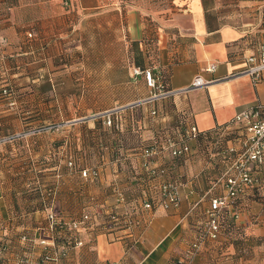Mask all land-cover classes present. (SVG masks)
I'll return each mask as SVG.
<instances>
[{
    "label": "crops",
    "instance_id": "0c3cea01",
    "mask_svg": "<svg viewBox=\"0 0 264 264\" xmlns=\"http://www.w3.org/2000/svg\"><path fill=\"white\" fill-rule=\"evenodd\" d=\"M102 1L0 0V137L18 131L16 124L5 122L16 117L13 87L27 70L50 68L68 45L82 41L83 27L102 26V14L106 30L113 31L114 7L103 9ZM185 2L187 19L175 24L180 35L160 41L162 49L172 48L164 56V91H181L198 76L207 86L159 98L161 90L149 88L143 74L135 76L141 68L132 56H124L123 73L109 67L98 84L102 90L107 83L108 93L118 96L112 110L122 122L118 128L128 127L113 141L98 135L105 145L112 142L105 156L86 158L81 165L75 158L18 162L9 146H0V264H18L22 257L40 263L42 246L23 238L45 236L47 206L68 221L92 216L94 228L80 234L84 246L71 249L63 264H264V165L254 171V185L224 210L218 238L190 252L204 232L211 202L228 197V176L236 175L244 151L245 129L228 124L264 104V76L255 84L242 73L259 50L256 39L264 38V0ZM134 27L140 37V22ZM115 60L110 57L108 63ZM212 65L216 70L209 72ZM124 89L125 96L119 93ZM191 126L223 135L193 139L191 154L174 158L170 139L180 144ZM102 129L99 124L97 132ZM155 146L158 153L148 156ZM155 168L167 174L150 177ZM86 169L97 171V178L84 177ZM165 181L178 187L179 207L146 209L144 203ZM113 213L118 223L105 224Z\"/></svg>",
    "mask_w": 264,
    "mask_h": 264
},
{
    "label": "rangeland",
    "instance_id": "374dc122",
    "mask_svg": "<svg viewBox=\"0 0 264 264\" xmlns=\"http://www.w3.org/2000/svg\"><path fill=\"white\" fill-rule=\"evenodd\" d=\"M185 1L112 0V5L109 0L102 1L103 9L114 7L113 31L109 28L106 30L105 17L102 14L99 16L103 20L102 26L87 27L86 30L83 27L82 41L68 45L61 56L49 62L50 68L27 70L20 77V85L13 87L12 95L16 117L5 122V126L9 127L16 124L18 131L1 136L0 139L7 140L2 147L9 146V152L16 155L18 162L75 158L78 160L77 164L81 165L86 158L105 156L112 142L105 145L98 135L113 141L120 131L127 134L128 127L125 125L118 128V123L121 125L122 122L112 110L116 106L114 102L118 96L108 93L107 83L102 90L99 89L102 74L107 73L112 66L121 68L118 74L123 73L124 66L128 65L124 63L123 57L132 56L136 64L142 60L143 65L148 66L156 77L161 76L155 74L157 70H164L163 76L166 71L163 69L164 56L171 52L172 48L169 44L167 50L162 49L160 41L165 42V35L169 38H177L180 35L181 32L175 24L187 19L184 12L187 9ZM137 22H140L142 28L140 37L134 27ZM256 41L261 49L264 46V38ZM137 44L143 51L142 59L137 53ZM110 57L116 58L115 64L108 63ZM146 83L148 86L147 80ZM119 93L125 96L126 90ZM162 94L159 93L158 97L167 99L172 96ZM99 124L103 126L100 133L97 132ZM152 149H156V146ZM88 171L97 172L90 169ZM85 214L92 218L90 213ZM113 215L117 214L113 213L112 217ZM96 221L99 219L94 223ZM105 221V224L118 223L111 219ZM92 224L89 223L90 226ZM93 228L92 226L84 230ZM84 230H81L80 234ZM76 239L82 241L81 235Z\"/></svg>",
    "mask_w": 264,
    "mask_h": 264
},
{
    "label": "built area",
    "instance_id": "2783aa9c",
    "mask_svg": "<svg viewBox=\"0 0 264 264\" xmlns=\"http://www.w3.org/2000/svg\"><path fill=\"white\" fill-rule=\"evenodd\" d=\"M248 67L243 74L249 75L254 81H262L264 76V46L258 50L257 53L250 56L248 59ZM216 65H212L209 72L215 71ZM143 74L148 82L149 88L152 90L155 88L161 90L162 95H174L183 94L197 88L207 86V82L202 76H198L197 79L187 88L181 91H164V85L161 78L156 77L152 71H142L141 69L135 70V76ZM110 124V122H108ZM228 126H240L245 129L246 138L244 141V151L239 156L237 165L235 167L236 175L229 174L227 181V192L228 197L220 199L216 198L211 202L210 210L207 214L206 226L203 234L192 244L190 252H199L202 245L208 240H216L221 232L222 222L221 216L224 210L229 206L230 202H233L238 198L241 191L247 186H252L256 182L253 175L255 170H258L264 165V104H258L255 107L246 109L241 113L234 116L233 120ZM200 130L196 126H191L183 136L181 137V143L178 144L174 140L169 141L168 148H170V154L174 158H184L189 156L192 152L189 146V141L197 140ZM221 136L223 135L221 130L217 131ZM7 140L0 139V146L6 143ZM158 152L155 149L149 150L146 153L148 156H154ZM73 165L72 162L69 163ZM165 169L155 168L149 170V176L156 178L159 175L166 174ZM98 172H89L87 169L84 170L83 176L86 178H97ZM159 190L154 199H148L144 203L146 209H157L162 208L165 210H171V208L179 207L181 203V195L179 194L178 187L172 182H162L159 185ZM49 214L47 217V233L45 236H40L37 240L29 237L23 238L31 242H37L43 248V253L40 256L39 264H63L64 261L69 257L70 250L72 248H78L83 246L82 241H78L76 236L79 235L81 230L88 227L91 218L88 214H85L80 220H69L66 221L58 215L55 210H52L50 206ZM112 220L119 221L117 215H113ZM63 235L67 239L66 244H58L56 237ZM8 250L7 245L2 246V251ZM1 259V256H0ZM18 264H33L28 258H18ZM178 264H186L179 262Z\"/></svg>",
    "mask_w": 264,
    "mask_h": 264
},
{
    "label": "trees",
    "instance_id": "16d2710c",
    "mask_svg": "<svg viewBox=\"0 0 264 264\" xmlns=\"http://www.w3.org/2000/svg\"><path fill=\"white\" fill-rule=\"evenodd\" d=\"M137 46V53L141 56V59H142V56H143V51H142V49L141 48H139L140 46H139V44H137L136 45ZM144 63H143V61L141 60V62H138V66H139V68H141V70H142V67L143 66H145V65H143ZM159 78H161V80H162V82H163V85H165L166 84V81H167V78L163 75L162 76V74H161V76H159ZM166 92V91H165ZM217 130V129H216ZM219 131V130H218ZM185 133V131L183 132V134ZM183 134H182V136H183ZM215 134H217L218 136H221L218 132H216L215 133V130L213 129V131L211 130V131H203V132H200V134H198V138H197V140H199V139H206V140H211V139H213L214 137L213 136H215ZM213 137V138H212ZM167 171V170H166ZM166 174H167V172H166ZM165 174V175H166ZM236 200V199H235ZM234 200V201H235ZM48 208V207H47ZM223 214V213H222ZM110 217L111 218H108V220L109 219H111V221H112V214L110 215ZM83 218V217H82ZM81 219V218H80ZM80 219H77V220H80ZM92 222V218H91V221H90V223ZM221 222H222V226H223V217L221 216ZM92 227V226H91ZM94 227V226H93ZM87 229V228H86ZM205 229V228H204ZM221 230H222V227H221ZM79 235H80V233H79ZM79 235H77L76 237L78 238L79 237ZM56 242H58V244H66V242H67V239H65L64 238V236L63 235H58L57 237H56Z\"/></svg>",
    "mask_w": 264,
    "mask_h": 264
}]
</instances>
